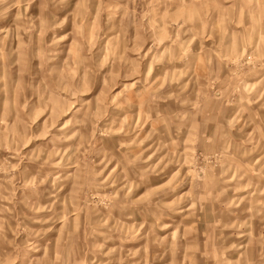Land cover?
<instances>
[{
	"label": "rangeland",
	"instance_id": "374dc122",
	"mask_svg": "<svg viewBox=\"0 0 264 264\" xmlns=\"http://www.w3.org/2000/svg\"><path fill=\"white\" fill-rule=\"evenodd\" d=\"M0 264H264V0H0Z\"/></svg>",
	"mask_w": 264,
	"mask_h": 264
}]
</instances>
